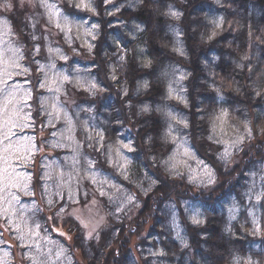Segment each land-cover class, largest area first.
<instances>
[{"label":"rangeland","instance_id":"374dc122","mask_svg":"<svg viewBox=\"0 0 264 264\" xmlns=\"http://www.w3.org/2000/svg\"><path fill=\"white\" fill-rule=\"evenodd\" d=\"M145 1L0 0V264H87L83 243L108 219L120 226L125 217L134 225L129 246L141 264L165 263L151 236L167 234L183 248L186 235L209 232L212 218L226 233L225 249L214 244L222 263L264 264V28H245L249 40L238 68L250 72L251 87L227 93L239 87L216 72L210 57L203 66L215 95L190 103L192 62L180 31L190 9L170 16L180 63L163 69L154 63L150 72L148 44L138 40L145 27L131 22ZM156 10L167 19L166 8ZM207 19L219 30L210 38L229 34L232 41L243 31L236 21ZM119 29L132 39L126 49L109 41ZM150 74L162 82L163 95L150 86ZM137 96L147 99L138 103ZM199 128L207 145L195 141ZM13 172L20 175L9 180ZM13 195L19 202L9 205ZM202 198L209 210L197 202ZM196 214L202 223H192ZM184 257L186 264H217V257L193 251Z\"/></svg>","mask_w":264,"mask_h":264},{"label":"trees","instance_id":"16d2710c","mask_svg":"<svg viewBox=\"0 0 264 264\" xmlns=\"http://www.w3.org/2000/svg\"><path fill=\"white\" fill-rule=\"evenodd\" d=\"M221 3L227 5L228 8L222 9L223 11L219 10L214 0H146L144 5L140 6L137 10V15L134 18L135 21H131L141 23L145 27L143 35L138 40L148 44L146 57L152 62L150 72H154V63H157L159 69H163V67H174L173 65L176 66L180 63V58L175 53V43L171 33V26L177 28V23L172 21L170 16L172 10L180 15L185 12V9H190L187 24L180 30L185 33L183 38L184 50L192 62L187 65L190 76L188 79L189 91L186 93V98H189L188 102L190 103H192V99L196 101V98L199 96V101H203L201 105L204 102L206 104L209 97L215 95L207 87V72L203 66L210 57H214L217 60V63L212 66L216 72L225 73L227 81L230 84L235 82L239 87V90H228L227 93L236 91L239 94H244L243 90H245V87H251L249 84L251 81L250 72L238 68V63H240L239 58L245 52V47L249 40L246 36L245 28L247 27L249 30L252 28L253 31L257 32L260 28H264V0H221ZM170 4L173 7H170ZM156 7L160 9L166 8V15L168 13L167 19L164 16L158 17L160 12L156 10ZM218 16L224 19V24L227 22L234 23L236 21L241 24L243 31L232 41L228 40L230 38L229 34L210 38V35L219 34V30L207 18H217ZM125 31L124 29H119L118 31L110 32L109 41L114 45H121L122 49H126L132 39L130 35L126 37ZM224 44L228 45L226 46L228 49ZM236 45H239V51L236 50ZM106 49L108 51V48ZM259 49L260 57L264 60V45H262V49L261 46ZM149 76L150 86L159 90L163 95L162 82L155 78L153 74ZM243 85L245 86L243 87ZM149 93L151 92L149 91ZM227 93L224 92L225 95ZM252 93V90H250L246 95L249 101L252 99ZM151 97L158 98L152 94ZM146 99L144 96L134 98L138 103ZM238 99L243 100L241 97H238ZM230 103L227 104L224 101L227 107H230ZM214 104H209L211 106L210 110L214 108ZM206 111H209L207 106L204 111L200 112V115L205 116L204 112ZM149 119L153 118L146 120ZM200 129H198L195 141L199 145H207L205 142L206 138L199 135L200 131H202ZM203 199L197 200V202L201 201L200 203L204 210H209L210 206L206 202H203ZM219 222H221L220 219L212 218L213 224H206L209 227L207 229L209 232H206V228H204L194 231L193 234L186 235L188 241L185 242V247L183 248L178 247L177 243H173L171 239H168L167 234H163L167 239H161L160 237L153 238L151 236L149 242L154 245L155 249L165 251L163 254L164 264H186L187 258L184 256L188 255L189 251H193L197 258H199V255H203L204 259H206V256L210 259H213V256H215L217 260L214 261L217 264H226L222 263L219 251L217 248H214V244L217 243H219V249H225L223 246L227 245L225 243L226 238L224 237L226 233L223 232L222 227H217L216 225ZM133 226V223L127 217H125V223H122L120 226L114 223L112 218L108 219V226L101 230L95 239L83 243V246H85L83 253L85 262L87 264H141L135 258L133 249L129 246L131 238L134 235V232H132ZM116 235H119V237ZM215 236L219 237V241L215 240ZM202 237L209 238L203 241L201 240ZM230 241L232 240L230 239ZM202 244L207 245V250L201 248ZM96 248L99 251H96ZM78 249L80 250V247ZM170 249L177 250V255L169 257ZM87 251L90 254L88 257H86ZM134 251L137 257L141 259V255L137 252V247H134ZM237 251L240 252L243 250L237 249Z\"/></svg>","mask_w":264,"mask_h":264},{"label":"snow or ice","instance_id":"6c2138e0","mask_svg":"<svg viewBox=\"0 0 264 264\" xmlns=\"http://www.w3.org/2000/svg\"><path fill=\"white\" fill-rule=\"evenodd\" d=\"M41 3H44V0H41ZM77 7H79V5H77ZM172 15H173V16H176V15H178V14L175 13V12H173ZM217 26H219V22L217 23ZM65 59H66V57H65ZM67 79H68V77H64V80H67ZM41 87H44V85L42 84ZM90 87H91V88H95L96 85H95V84H92V85H90ZM257 94L259 95V93H257ZM226 114H227V113L225 112L224 115H226ZM186 126H187V124L185 123V127H186ZM248 134H249V135L252 134V133H251V130H249V133H248ZM241 142H242V141H241ZM125 147H128V148H129V151H131V147H130L129 145H125ZM227 155H228V153L226 152V153H225V156H227ZM19 175H20V174H18V173H14V172H13V173H8V179H9V180H12L13 177H16V176H19ZM205 175L207 176V183H208V184H213L214 181H215V176H214V174H213L210 170H206V171H205ZM29 179H30V178H29ZM10 186H11V187H18L19 185H18L17 183H11ZM23 187H24L25 192L27 193L28 188H29V185L25 184ZM2 190H3V189H0V191H2ZM10 195H11V193H10ZM101 195H104V192H103V191L101 192ZM13 201H15V202L18 203V202H19V198H18L17 196L13 195V196H12V200H11V201H8L9 205H11ZM49 203H51V202H49ZM61 211H62V209H61ZM0 214H2V213H0ZM57 214H59V213H57ZM199 215H202V214H196V215H194V216L192 217V223H194V224L202 223V220L198 218ZM6 219H8L9 223L11 222L10 217H7ZM253 224H254V230H255L256 232H259V231H260V226L256 223V221H253ZM36 227L38 228L39 225H36ZM61 235H63V233H61ZM248 264H251V261H249Z\"/></svg>","mask_w":264,"mask_h":264}]
</instances>
